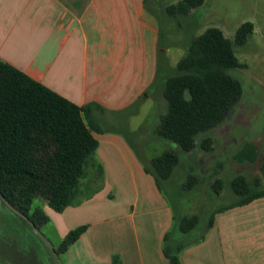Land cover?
<instances>
[{"label":"crops","instance_id":"1","mask_svg":"<svg viewBox=\"0 0 264 264\" xmlns=\"http://www.w3.org/2000/svg\"><path fill=\"white\" fill-rule=\"evenodd\" d=\"M148 1L0 0V60L75 105H95L97 162L82 181L81 202L63 212L43 206L50 218L43 227L60 240L87 226L61 255L64 264H111L116 254L123 264H171L164 251L176 223L169 199L129 139L100 126L130 127L136 108L158 98L153 90L160 80L164 97L183 57L162 44L158 13L167 7L151 11ZM180 258L182 264H264V197L216 213L206 237L186 244Z\"/></svg>","mask_w":264,"mask_h":264},{"label":"trees","instance_id":"2","mask_svg":"<svg viewBox=\"0 0 264 264\" xmlns=\"http://www.w3.org/2000/svg\"><path fill=\"white\" fill-rule=\"evenodd\" d=\"M175 1L167 7V13L173 17L186 16L205 2ZM253 29L250 22L242 24L232 41L221 29L210 27L193 39L166 81L164 97L168 112L161 118L157 130L160 138L176 143L185 152H191L197 146L206 152L212 150L211 137L203 138L200 143L197 138L234 116L243 95V83L232 72L245 67L236 55L235 46H244ZM94 106L75 105L0 60V191L39 229L50 221L43 210L44 204L56 212H63L81 202L82 181L87 169L97 162L99 142L93 132L98 126L90 114ZM258 158L257 146L250 142L236 155V160L241 163H255ZM179 160L177 152L168 150L153 158L152 167H147L146 171L160 185L161 180L172 176ZM196 183L197 179L191 176L187 187L192 188ZM231 186L241 199L216 211L196 243L206 237L216 213L264 197L260 177L249 180L238 175L231 181ZM254 187L259 190L253 191ZM213 189L220 194L223 181L216 180ZM200 223L197 215L184 217L179 228L182 233H190ZM86 230L87 226H81L70 231L55 252L59 256L64 254ZM168 239L167 235L165 243ZM184 248L182 244L171 246L166 243L164 251L171 264H182L180 257ZM111 264H123L120 255H114Z\"/></svg>","mask_w":264,"mask_h":264},{"label":"rangeland","instance_id":"3","mask_svg":"<svg viewBox=\"0 0 264 264\" xmlns=\"http://www.w3.org/2000/svg\"><path fill=\"white\" fill-rule=\"evenodd\" d=\"M159 1H148L151 11L156 9V5L166 8L176 3L175 0ZM184 18L170 16L162 10L158 13V23L163 29L162 44H170L173 55L181 54L180 57L186 54L191 41L210 27L221 29L227 38L234 41L242 24L250 22L254 26L247 43L235 46L236 55L245 67L232 72L243 83V95L234 116L197 138L200 143L203 138L211 137L212 150L206 152L197 146L193 151L185 152L176 143L158 136L161 118L168 112V103L162 95L163 80L153 90L158 98L136 108L130 117V127L122 123H116L113 127L100 123L104 129H116L123 133L150 168L151 160L165 151L178 153L179 164L172 176L160 181L176 215L175 227L169 237L171 246L176 241L186 245L200 238L216 211L241 199L232 189L233 178L238 175H244L249 180L260 177L264 182V0H205L202 6L192 10V23ZM246 142L261 146L255 163L236 160L238 151ZM191 176L197 179V183L188 188ZM216 180L223 181L220 194L213 189ZM257 190L259 188H253V191ZM196 215L201 219L199 226L190 233H182L179 228L181 220ZM40 230L55 248L60 246L62 240L58 236L52 235L45 227ZM33 232V228L0 198V264H56L53 250ZM60 258L62 260V256Z\"/></svg>","mask_w":264,"mask_h":264},{"label":"water","instance_id":"4","mask_svg":"<svg viewBox=\"0 0 264 264\" xmlns=\"http://www.w3.org/2000/svg\"><path fill=\"white\" fill-rule=\"evenodd\" d=\"M0 198L1 200L5 203V205L7 207H9L15 214H17L18 216H20L21 218H23L26 222H28L30 224V226L33 228L34 232L48 245L50 246V248L53 250L55 257L57 258L59 264H63L60 256L55 252V246L52 244V242L50 240H48L45 235L41 232V230L35 225V223L33 221H31V219L23 214L22 212H20L19 210H17L6 198L5 196L2 194V192L0 191Z\"/></svg>","mask_w":264,"mask_h":264}]
</instances>
